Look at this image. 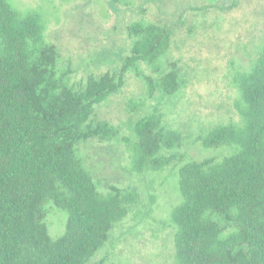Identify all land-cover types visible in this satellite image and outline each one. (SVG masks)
<instances>
[{
    "label": "trees",
    "instance_id": "1",
    "mask_svg": "<svg viewBox=\"0 0 264 264\" xmlns=\"http://www.w3.org/2000/svg\"><path fill=\"white\" fill-rule=\"evenodd\" d=\"M45 30L41 16L0 0V264H91L136 199L116 189L103 194L80 156L82 143L109 138L96 111L123 90L129 72L145 81L150 97L177 94L183 80L176 67L160 74L172 31L140 22L128 28L133 40L120 70L93 72L79 88L60 85L57 47ZM234 85L239 124L197 140L229 147L220 161L189 159L182 133L161 111L134 126L138 173L179 165L182 202L171 215L178 264H264V47ZM49 204L68 217L57 239L49 233Z\"/></svg>",
    "mask_w": 264,
    "mask_h": 264
},
{
    "label": "rangeland",
    "instance_id": "2",
    "mask_svg": "<svg viewBox=\"0 0 264 264\" xmlns=\"http://www.w3.org/2000/svg\"><path fill=\"white\" fill-rule=\"evenodd\" d=\"M8 1L21 13L41 16L46 40L57 47L58 82L76 88L93 72L120 70L132 45L128 28L133 23L172 31L160 74L176 67L183 80L180 92L150 97L145 81L129 72L123 90L96 111L110 129L109 138L84 142L79 153L103 194L116 189L136 196L129 215L91 264H178L171 215L182 202L179 165L138 173L134 126L161 111L165 122L182 133L189 159L220 161L229 155V147L205 148L197 140L219 125L240 122L234 81L251 70L264 47V0ZM139 69L151 74L144 64ZM47 212L49 233L57 239L65 233L67 214L53 204Z\"/></svg>",
    "mask_w": 264,
    "mask_h": 264
}]
</instances>
